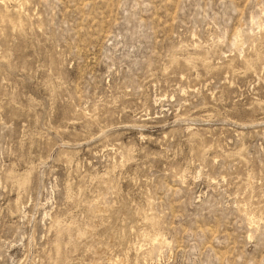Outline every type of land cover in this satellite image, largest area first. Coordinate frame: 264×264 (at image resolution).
<instances>
[{
  "label": "rangeland",
  "instance_id": "rangeland-1",
  "mask_svg": "<svg viewBox=\"0 0 264 264\" xmlns=\"http://www.w3.org/2000/svg\"><path fill=\"white\" fill-rule=\"evenodd\" d=\"M0 264H264V0H0Z\"/></svg>",
  "mask_w": 264,
  "mask_h": 264
}]
</instances>
